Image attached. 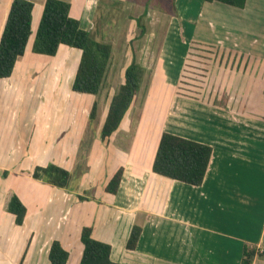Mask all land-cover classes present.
<instances>
[{"label": "crops", "instance_id": "obj_1", "mask_svg": "<svg viewBox=\"0 0 264 264\" xmlns=\"http://www.w3.org/2000/svg\"><path fill=\"white\" fill-rule=\"evenodd\" d=\"M11 1L0 0V34ZM28 1L34 5L31 38L11 76L0 79V264H42L53 240L69 253L67 264H78L83 227H91L93 239L111 246L110 258L117 264H240L245 248L260 252L252 264H264V211L259 228L254 230L253 212L258 201L250 202L253 186L244 185H252V173L264 177V117L259 114L264 104V0H246L243 9L204 0H174L178 10H174L173 20L178 29L164 34L158 62L146 66L132 60L143 72L160 77H151L153 90L158 80L170 92L180 79L190 45L196 43L222 60L213 64V77L219 76L203 80L201 94L194 98L177 99L168 93L171 96L166 100L165 94L158 92L160 102H167L163 113L154 111L151 95L149 103L134 113L137 93L118 129L101 143L99 134L110 98L123 84L125 69L132 61L117 74L111 52L106 81L113 75L111 81L118 85L107 96L104 120L97 123L93 140L82 146L80 155L74 150L76 146L55 145L54 137L63 123L61 107L74 98L76 103L88 100L91 110L95 96L81 94L86 97L78 99L74 95L78 93L71 91L78 50L61 45L50 60L31 52L45 0ZM63 1L70 4L69 16L91 32L100 0ZM189 6L197 7L195 16L192 10L187 11ZM222 12L228 14V21L221 18ZM34 14L37 21L33 25ZM181 39L187 40V48ZM177 43L184 47L175 49ZM62 54L69 61L61 68V75L73 66L72 56L77 60L63 87L61 63L54 62ZM207 83L208 91L204 90ZM205 92L210 99L198 100ZM251 99L259 106H252ZM75 114L71 117L79 138L89 125V112L84 118ZM172 118L181 122L183 136L170 127ZM163 132L212 148L201 186L185 185L151 171ZM47 164L70 173L78 170L79 179L72 187L69 183L67 188L58 189L31 178L36 166ZM120 168L118 191L115 195L106 193V184ZM11 195L26 208L20 226L6 211ZM47 214L56 219L45 221ZM133 226L140 227L141 233L135 249L128 251L126 243Z\"/></svg>", "mask_w": 264, "mask_h": 264}, {"label": "trees", "instance_id": "obj_2", "mask_svg": "<svg viewBox=\"0 0 264 264\" xmlns=\"http://www.w3.org/2000/svg\"><path fill=\"white\" fill-rule=\"evenodd\" d=\"M206 3H220L243 9L246 0H204ZM33 3L28 0H12L0 34V79L9 78L17 60L25 54L32 35ZM70 4L63 0H45L35 30L31 52L36 55L54 57L59 46L80 52L71 91L78 94L97 96L105 86L106 72L111 59L112 47L109 43L96 40L90 31L80 27V22L69 16ZM138 27L143 33L140 18ZM196 43L190 45L189 55L195 51ZM201 46V45H199ZM205 48V47H204ZM142 68L134 60L124 72V82L111 96L105 121L100 129V142L108 141L118 129L125 113L137 95L142 79ZM97 103L94 102L88 115L91 123L96 119ZM212 156V148L171 133L160 135L151 171L159 176L183 183L201 186ZM7 173L3 172V176ZM31 178L58 189H65L71 181V173L57 165L36 166ZM122 178V168L118 169L105 186V192L115 195ZM79 200L83 198L78 197ZM6 211L20 226L26 215V208L15 195H11ZM141 228L133 226L126 243V250L135 249ZM92 228L83 227L80 232L82 253L78 264H117L111 258V246L92 238ZM257 253L254 249L243 250L240 264H252ZM69 253L58 240L49 246V264H67Z\"/></svg>", "mask_w": 264, "mask_h": 264}, {"label": "rangeland", "instance_id": "obj_3", "mask_svg": "<svg viewBox=\"0 0 264 264\" xmlns=\"http://www.w3.org/2000/svg\"><path fill=\"white\" fill-rule=\"evenodd\" d=\"M196 6H189L187 7V11H191L194 13L195 16L197 7ZM229 8V7H225ZM196 9V11H195ZM174 10L177 11V4L174 3V0H100L98 7H97V14L96 17H93V24L91 29V34L93 37L101 42L109 43L112 47V59L111 64H113L114 67H112L117 74L120 73V70L123 69L126 65L130 63L132 58L141 65L150 64L151 62L155 63L158 62L160 54L162 53V48L164 46V34L167 31H177V25L174 22ZM73 12L75 10L73 9ZM223 13V12H222ZM227 13H223L221 15V18H225L226 21L230 19L229 16L226 15ZM140 18V22L143 25V33L140 36L141 28L138 27L137 19ZM37 18L34 14V23L36 24ZM174 42H172L173 44ZM181 43L187 48L188 42L187 40H182ZM178 44V48L175 47V49H180L182 46L181 44ZM174 45V44H173ZM65 53V52H64ZM214 53L209 48H204L199 45H196L195 51L191 52V54L186 59H183V67L182 72L180 75V79L176 84H173L172 90L167 91L168 89L164 86H162V82L158 81L160 77H152L149 73L143 72L142 76V82H141V88L138 92V99H136L135 106L133 107L134 113H138L140 107L143 105H146L147 102L149 103V96L151 95L153 100L154 111H163L165 110V107L167 106V98L169 95L168 93H173L174 96H177V99H179L181 96L182 98H185V96H191V98L196 97L197 94H201L202 89V82L203 80L210 79L213 77V74H215V69L213 64H215L214 61H222L219 59V56L216 58V55H212ZM66 54L59 55L54 62L56 64L61 63L59 69H60V75H61V68H64V63L66 61H69V58L66 59ZM45 60H50V57H42ZM76 62H72V61ZM71 63L73 64L72 67L69 69H65L63 71V76L60 78L62 79L61 86H64L65 78L68 73V75H72L73 70L76 66L77 60L76 56H72L70 58ZM224 61V59H223ZM50 62V61H49ZM115 65L117 67H115ZM213 70V71H212ZM217 71V70H216ZM114 71L111 72V74ZM115 72V73H116ZM223 73H227L224 71H221ZM219 75L214 76L218 77ZM155 78L157 87L155 90L150 86V79ZM110 78L113 80V75L110 76ZM220 78V77H219ZM110 81L107 83L105 81V86L101 90V92L94 97L95 102L97 105V111H96V119L93 122H88L89 125H87V129L84 131L83 135L79 138H77L78 134L73 127V122L75 124V120L71 117L73 112H76L75 116L83 117L86 116L87 112H90V103L88 100L86 102H83L81 100H77V103L75 102L74 98L72 99V103H68L62 105L61 111H62V125L59 126L58 132L56 137H54L55 145H64L68 144V146H76L74 150H76V153L79 155L82 153V146H87L91 141L93 140V137L95 136V132L97 129V123H102V120H104L105 113L103 111L104 104L108 101L107 96L110 95L116 88L118 83ZM115 79V78H114ZM209 83V82H208ZM207 83L206 87H204V90H209L210 86ZM60 86V89H61ZM158 92H161L165 97L166 100L160 102L159 95H157ZM78 99L80 97H83L81 94H74ZM86 97V96H85ZM83 97V98H85ZM109 97V96H108ZM179 97V98H178ZM200 99H210V94L204 93V97L199 96L198 100ZM189 100V99H187ZM166 102V103H165ZM251 105L252 106H259V103L256 102L255 99H251ZM76 103V104H75ZM54 104V103H53ZM190 104V103H189ZM85 105V108L83 107ZM89 105V106H88ZM264 104H262V108L259 114L264 117ZM15 107L16 105L13 104ZM52 104H50V109ZM249 106V105H248ZM247 106V107H248ZM76 107V110H75ZM250 108V107H249ZM87 111V112H86ZM86 112V113H85ZM81 113V114H80ZM84 115V116H83ZM171 121V120H170ZM169 121V125L172 129H174V133L177 135L183 136V133L181 131V122L176 119L172 118L173 123ZM170 128V129H171ZM177 129V130H176ZM171 131V130H167ZM194 137V136H193ZM68 140V141H67ZM76 141V143H75ZM125 140H121V143H124ZM75 143V145H74ZM126 143V142H125ZM93 145V144H92ZM96 145V144H95ZM262 170H264V167H262ZM71 176L72 181L70 182V186H74L76 180L79 179V172L78 170H71ZM263 177V176H262ZM262 177H256L252 173V178L255 180L251 183H244L245 186H253L252 187V198L250 200L251 203L256 204L257 202V209L255 207V213L253 215V228L254 230H257L259 228V224L261 222V213L264 211V180H260L259 178ZM264 178V177H263ZM257 179V180H256ZM239 186V184H238ZM248 195V194H246ZM55 215L47 214V217L45 218V221L47 222L55 220ZM55 224V222H54ZM47 225V231L51 232L50 225L46 223ZM49 225V226H48ZM255 232V231H254ZM254 235V233H252ZM32 237V236H31ZM48 247V246H47ZM47 249V248H45ZM42 250V251H45ZM259 256L260 253H257ZM73 260V259H72ZM40 264V263H38ZM42 264H47L46 255L44 257V261ZM73 264V261L72 263Z\"/></svg>", "mask_w": 264, "mask_h": 264}]
</instances>
